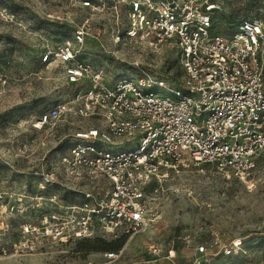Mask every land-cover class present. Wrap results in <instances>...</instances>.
Segmentation results:
<instances>
[{
  "label": "built area",
  "instance_id": "2783aa9c",
  "mask_svg": "<svg viewBox=\"0 0 264 264\" xmlns=\"http://www.w3.org/2000/svg\"><path fill=\"white\" fill-rule=\"evenodd\" d=\"M118 2L125 3L128 21L115 43L122 37L126 45L142 40L156 46L172 43L182 74L167 81L135 58L128 62L136 75L106 81L105 70H96L82 56L93 35L88 25L73 37L63 35L43 55L44 60L59 61L66 83L75 87L40 112L32 126L41 129L66 118L87 122L71 131L67 151L50 170L34 172L43 177L41 187L51 190L41 224L31 226L43 238L129 240L157 218L149 206L152 182L208 164L224 178L252 187L260 171L263 19L244 18L225 34L215 25L219 5L214 0ZM99 44L105 55L125 61L102 40ZM29 227L26 223L25 232ZM176 251L151 242L149 256L138 260L128 258L126 243L87 258L85 264H125L127 259L128 264H159L164 259L179 264ZM215 255L198 244L184 264H211Z\"/></svg>",
  "mask_w": 264,
  "mask_h": 264
},
{
  "label": "rangeland",
  "instance_id": "374dc122",
  "mask_svg": "<svg viewBox=\"0 0 264 264\" xmlns=\"http://www.w3.org/2000/svg\"><path fill=\"white\" fill-rule=\"evenodd\" d=\"M83 1L0 0V264H85L103 249L126 243L128 258L139 260L149 256L151 242L165 250L175 247L179 264L193 258L198 244L216 252L211 264H264V154L252 187L224 178L208 164L152 182L149 206L157 218L129 240L93 236L58 241L32 231L31 226L41 224L51 192L41 187L43 177L35 170H50L67 151L71 131L87 123L66 118L41 129L32 126L40 112L75 87L66 83L60 62L43 55L63 35L73 37L88 25L93 35L82 56L96 70H105L106 81L136 75L128 62L135 58L167 81L182 74L172 43L156 46L142 40L126 45L123 37L115 43L128 21L124 2ZM214 1L222 33L244 18L264 21V0ZM99 39L125 61L105 55ZM26 223L30 232H25Z\"/></svg>",
  "mask_w": 264,
  "mask_h": 264
},
{
  "label": "trees",
  "instance_id": "16d2710c",
  "mask_svg": "<svg viewBox=\"0 0 264 264\" xmlns=\"http://www.w3.org/2000/svg\"><path fill=\"white\" fill-rule=\"evenodd\" d=\"M215 25L217 26V24H216V22H215ZM219 28V27H218ZM233 30L231 29V28H229V29H227V31H225V32H223V33H225V34H229L230 32H232ZM66 196V198H67V195H65ZM67 199H69V200H71L72 199V197H68ZM121 245H119V246H113V247H109V248H107V249H114V248H118V247H120ZM107 249H103V250H107ZM95 250V249H94ZM102 250V251H103Z\"/></svg>",
  "mask_w": 264,
  "mask_h": 264
},
{
  "label": "crops",
  "instance_id": "0c3cea01",
  "mask_svg": "<svg viewBox=\"0 0 264 264\" xmlns=\"http://www.w3.org/2000/svg\"><path fill=\"white\" fill-rule=\"evenodd\" d=\"M139 260H141V259H139ZM129 261H130V259H127L126 261L124 260L122 263L128 264ZM134 264H140V263H134ZM159 264H171V263L169 260L164 259V260H161Z\"/></svg>",
  "mask_w": 264,
  "mask_h": 264
},
{
  "label": "bare ground",
  "instance_id": "6f19581e",
  "mask_svg": "<svg viewBox=\"0 0 264 264\" xmlns=\"http://www.w3.org/2000/svg\"><path fill=\"white\" fill-rule=\"evenodd\" d=\"M239 242V241H238Z\"/></svg>",
  "mask_w": 264,
  "mask_h": 264
}]
</instances>
